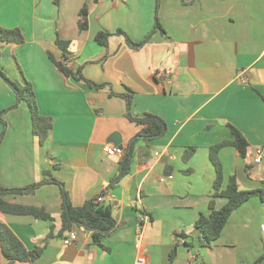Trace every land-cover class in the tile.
<instances>
[{
    "label": "crops",
    "instance_id": "1",
    "mask_svg": "<svg viewBox=\"0 0 264 264\" xmlns=\"http://www.w3.org/2000/svg\"><path fill=\"white\" fill-rule=\"evenodd\" d=\"M84 7L89 27L82 31ZM157 19L162 29L152 34ZM0 26L19 28L25 37L22 45L0 43V70L13 81L29 80L40 114L53 119L41 145L27 104L10 109L16 94L0 76V113L10 109L0 118V134L5 131L0 186L25 188L49 172L76 207L104 195L118 222L102 245L80 226L71 230L79 240L65 245L69 231L62 228L58 184L32 195H4L11 205L43 208L51 216L41 220L0 211V222L28 251L44 247L35 261L13 264H137L140 257L147 264H256L264 255V195L234 211L211 246L201 245L195 222L210 213L216 180L210 149L234 140L230 125L249 148L246 158L231 145L219 151L222 189L233 175L240 190L263 189L264 0H160L159 5L157 0H0ZM118 30L134 44L152 37L133 47L115 34ZM101 31L113 34L107 47L96 41ZM57 39L70 42V68L108 86L96 89L60 73L51 59H63ZM164 70L169 76L159 78ZM130 91L133 115H157L168 132L139 141L131 173L110 188L124 155L106 153V147H116L109 138L119 133L126 150L141 130L127 118L126 101L118 96ZM258 148L260 164L253 161ZM188 149L195 153L185 160ZM215 203L222 209L227 201ZM144 216L148 220L141 226ZM0 264H9L1 239Z\"/></svg>",
    "mask_w": 264,
    "mask_h": 264
},
{
    "label": "trees",
    "instance_id": "2",
    "mask_svg": "<svg viewBox=\"0 0 264 264\" xmlns=\"http://www.w3.org/2000/svg\"><path fill=\"white\" fill-rule=\"evenodd\" d=\"M157 1L159 5L160 0ZM80 17L79 29L82 31L87 30L89 27L87 7H84L81 10ZM161 29L160 22L157 19L152 34L155 31ZM115 34L124 35L127 39V42L133 47L143 46L152 37V34H150L140 44H134L124 31L118 30L115 32ZM112 35L113 34L109 31H101L97 34L96 41L101 46L107 47L109 38ZM24 42L25 37L21 29H7L0 26V43L22 45ZM56 45L62 51L64 60L62 59L61 61H58L53 58V56H51V59L60 73H62L65 77L73 78L78 82H83L87 86L96 89H103L108 86V84H96L90 80H87L83 76L81 69L73 70L66 64L65 61H71L69 41L57 39ZM0 76L6 79L7 83L16 94L17 101L10 109L18 107L23 102L27 104L31 115L33 133L39 138L40 144L44 145L48 134L53 127V119L40 114L33 84L25 77L23 78V82L13 81L9 79L2 70H0ZM111 95L116 94L111 92ZM118 96L124 98L126 101L127 118L131 122L140 126L141 130L126 147L124 157L120 162L118 175L110 182V188L117 186L126 176L131 173L136 156V147L139 141H153L164 136L168 132L167 122L157 115L151 113H146L142 117H136L133 115L132 91ZM10 109L2 111L0 113V118ZM229 128L234 136V140L232 142L221 143L210 149V159L216 171V180L213 186L214 192L209 203L210 213L208 215H200L198 220L195 222V229L199 232V240L202 246H211L221 237L222 232L234 211H236L250 199L254 197L263 198L264 195L263 189L251 191L240 190L237 177L235 175L230 177L226 188L222 189L224 175L222 164L218 157L219 151L222 148L231 145L238 151L242 158H246L249 148V144L243 134L234 126L230 125ZM4 135L5 131L0 134V144L2 143ZM194 153L195 149H188L184 156L185 160L190 159ZM45 175L46 177L42 181L25 188L8 189L0 186V211L14 215L33 216L41 220H51L50 214L43 208L11 205L7 203L3 197L7 194L32 195L42 186L50 183H56L61 189V221L63 230L71 231L75 226L83 227L84 229L92 232L94 241L98 245H102V238L110 235L118 227V222L113 216L112 205L106 204L105 202L100 203L98 201L99 198L97 197L87 201L82 206L76 207L72 204L68 191L65 189L64 185L50 177L49 172H45ZM47 175H49L48 178ZM218 198H223L227 201L226 205L222 209L216 208L215 200ZM0 239L4 255L8 259L9 264H13L14 262H33L41 256L44 250L43 246H39L32 251H28L22 242L8 228V226L2 222H0ZM174 256L175 251H173L171 254V260H173ZM263 259L264 255L258 259L256 264H261Z\"/></svg>",
    "mask_w": 264,
    "mask_h": 264
},
{
    "label": "built area",
    "instance_id": "3",
    "mask_svg": "<svg viewBox=\"0 0 264 264\" xmlns=\"http://www.w3.org/2000/svg\"><path fill=\"white\" fill-rule=\"evenodd\" d=\"M64 60V59H63ZM66 64L69 66L71 61H65ZM170 72L168 70H164V71H160L158 72L157 76L159 78H165L167 76H169ZM238 80L245 84L247 82V77L245 75V73H240L238 76ZM106 153L110 156H123L125 154V149H120L117 147H106L105 149ZM254 163L256 164H260L263 162V150L261 148H258L256 150L254 159H253ZM170 179H172L173 177L170 176ZM98 201L100 203H104V195H101L98 197ZM148 220L147 216H144L143 219L141 220L140 225L143 226L145 221ZM261 229V234H262V238H263V242H264V223L261 225L260 227ZM79 240V235L76 231H69L67 238L64 239V244L65 245H72L74 243H76ZM141 241H142V235H139L138 240L135 243L136 248L140 249L141 248ZM196 258V256H194V259ZM137 264H147L146 263V259L144 257H140L138 258Z\"/></svg>",
    "mask_w": 264,
    "mask_h": 264
},
{
    "label": "water",
    "instance_id": "4",
    "mask_svg": "<svg viewBox=\"0 0 264 264\" xmlns=\"http://www.w3.org/2000/svg\"><path fill=\"white\" fill-rule=\"evenodd\" d=\"M109 143H112L114 146L120 149H124L122 138L119 133H114L108 140Z\"/></svg>",
    "mask_w": 264,
    "mask_h": 264
},
{
    "label": "rangeland",
    "instance_id": "5",
    "mask_svg": "<svg viewBox=\"0 0 264 264\" xmlns=\"http://www.w3.org/2000/svg\"><path fill=\"white\" fill-rule=\"evenodd\" d=\"M262 187H263V190H264V185Z\"/></svg>",
    "mask_w": 264,
    "mask_h": 264
}]
</instances>
